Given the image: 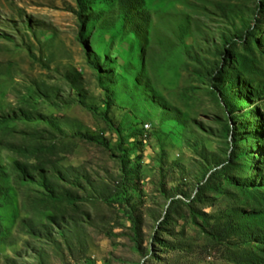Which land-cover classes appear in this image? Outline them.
<instances>
[{
	"label": "rangeland",
	"instance_id": "rangeland-1",
	"mask_svg": "<svg viewBox=\"0 0 264 264\" xmlns=\"http://www.w3.org/2000/svg\"><path fill=\"white\" fill-rule=\"evenodd\" d=\"M86 1L0 0V264H264V0Z\"/></svg>",
	"mask_w": 264,
	"mask_h": 264
},
{
	"label": "trees",
	"instance_id": "trees-1",
	"mask_svg": "<svg viewBox=\"0 0 264 264\" xmlns=\"http://www.w3.org/2000/svg\"><path fill=\"white\" fill-rule=\"evenodd\" d=\"M78 1L82 11H84L90 4V2L86 0H78ZM118 7L121 15L123 16L124 25L129 26L134 33H137L138 28L142 26V24L139 23L137 16L143 8V0H119ZM221 91L223 92V90ZM125 185H126V181L123 179L122 187H120V190H117L120 195L122 194L124 196V198H121L122 200H120L121 205H124L123 201L127 200L126 192L124 191L123 188V186ZM131 221L133 224V228H135L136 227L135 218L131 217Z\"/></svg>",
	"mask_w": 264,
	"mask_h": 264
}]
</instances>
